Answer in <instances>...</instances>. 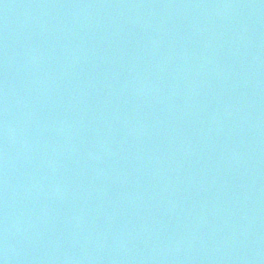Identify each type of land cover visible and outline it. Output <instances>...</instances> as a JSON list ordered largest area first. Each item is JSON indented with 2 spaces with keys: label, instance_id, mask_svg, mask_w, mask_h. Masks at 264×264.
Wrapping results in <instances>:
<instances>
[{
  "label": "water",
  "instance_id": "obj_1",
  "mask_svg": "<svg viewBox=\"0 0 264 264\" xmlns=\"http://www.w3.org/2000/svg\"><path fill=\"white\" fill-rule=\"evenodd\" d=\"M2 264H264V0H0Z\"/></svg>",
  "mask_w": 264,
  "mask_h": 264
},
{
  "label": "clouds",
  "instance_id": "obj_2",
  "mask_svg": "<svg viewBox=\"0 0 264 264\" xmlns=\"http://www.w3.org/2000/svg\"><path fill=\"white\" fill-rule=\"evenodd\" d=\"M0 264H2V262H0Z\"/></svg>",
  "mask_w": 264,
  "mask_h": 264
}]
</instances>
